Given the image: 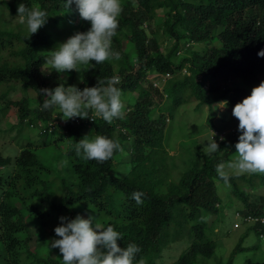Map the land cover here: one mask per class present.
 Here are the masks:
<instances>
[{
	"label": "trees",
	"instance_id": "trees-1",
	"mask_svg": "<svg viewBox=\"0 0 264 264\" xmlns=\"http://www.w3.org/2000/svg\"><path fill=\"white\" fill-rule=\"evenodd\" d=\"M65 2L0 0L1 110L15 109L16 128L38 127L42 123L38 127V134L43 137L40 146L48 145L46 137L50 135L55 136L54 145L59 141L66 145L58 159L64 155L61 163L66 170L39 157L34 151L39 145L30 142L14 157L0 152V170L10 169L0 173V264H62L59 249H49L46 242L59 239L54 229L60 226V217L75 219L81 214L76 206L84 209L91 204L101 212L106 217L102 227L111 225L121 234V248L129 243L140 247L137 260L142 258L144 264H154L165 248L161 232L172 218V205L183 207L188 220L218 210L217 182L241 203L243 214L264 217V194L257 195L258 190L264 189V174L230 175L225 184L216 171L217 165L236 154L238 138L231 139L227 151L219 142L220 156L205 155L196 145L194 157L180 164L166 160L170 156L164 145V134L175 108L192 100L197 109L208 106L212 118L216 104L226 100L233 110L249 96L247 89L263 81L260 77L264 74V57H259L258 52L264 50V0H122L112 44L120 58H110L84 70L79 88L94 87L99 79L118 76L122 96L128 98L131 94L125 116L112 124L100 117L88 123V110L87 119L76 118L82 121L80 125L64 121L66 118L56 111V106L41 110L47 97L38 92L64 83L55 70L48 75L41 71L47 66L48 52L66 31L57 17H77V31L81 33L91 26L81 19L75 4L69 11ZM19 3L39 6L48 13L47 23L36 34L31 35L17 17ZM159 10L163 11L162 21ZM163 37L171 41L168 49ZM129 43L132 45L128 49ZM187 44L208 47H203L202 52H189L193 46L189 45L187 55L180 54L179 50ZM182 69L189 75L181 73ZM154 73L173 76L159 90L148 79ZM228 81L232 86L244 84L241 89L232 88ZM71 82L72 78L65 86ZM144 82L146 86H142ZM205 83L208 89L204 88ZM16 87L21 92L31 91L33 96L6 98ZM52 121L56 128L49 131L48 123ZM98 134L119 139L123 151L114 153L106 162L77 155L75 142L85 136L91 140ZM123 152L128 159L124 172L115 166L118 157L125 160ZM66 173L67 178L57 176ZM253 177L259 179L258 183ZM133 192L144 193L142 204L132 199ZM252 230L259 238L264 234V224L247 231ZM189 232L192 240L174 264H197L198 256L211 258L215 252V243L206 233L204 222L191 225ZM166 236L163 234L164 240ZM240 247L238 244L231 255ZM251 248L258 249L257 245ZM228 264H233L232 258Z\"/></svg>",
	"mask_w": 264,
	"mask_h": 264
},
{
	"label": "clouds",
	"instance_id": "clouds-1",
	"mask_svg": "<svg viewBox=\"0 0 264 264\" xmlns=\"http://www.w3.org/2000/svg\"><path fill=\"white\" fill-rule=\"evenodd\" d=\"M65 4L69 11L75 4L81 19L89 22L91 26L86 32H77L65 42L58 43L48 52L49 56L45 63L57 73L72 71L79 73L81 68L91 69L110 58L119 59L120 53L113 49L112 44L119 27L121 0H66ZM17 17L21 23L27 25L31 35L36 34L48 21V13L45 10L39 6L28 7L25 3H19ZM189 45L187 44L183 51L194 44ZM179 51L182 54L183 51ZM258 56L264 57V50L258 52ZM93 61L95 64L91 63ZM181 73L189 75L186 69H182ZM167 74L172 75L154 73L148 78L150 84L153 77H164ZM171 78L169 76L162 83L165 84ZM164 84L161 89V82L159 87L154 88L162 90ZM119 85L120 78L112 76L99 79L94 87H85L83 90L75 85L66 87L65 83L54 89H40L39 94L47 97L41 110L56 106V111L62 112L66 118L64 121H74L76 118L87 119L88 110H91L89 118L93 117V121L100 117L106 123L112 124L114 120L123 119L125 116L122 90ZM204 88L208 89V83H205ZM227 103L226 100L221 101L218 104L219 108L228 107ZM232 114L239 121L238 133L233 136L228 131L218 132L209 128L212 138L203 148L206 154L211 155L220 151L218 143H224L226 135V138H238V143L235 144L236 158L227 163H220L216 168L219 178L225 184L230 179L229 170L237 174H264V79L251 90L248 97L234 106ZM89 118L86 121L92 123L93 121L89 122ZM74 149L77 155L82 154L84 159L97 162H106L114 153L123 151L119 139L99 134L91 140L89 136H85L75 142ZM143 196L142 192L132 193V199L137 204L143 203ZM234 216L236 220H241L250 227L264 224L260 221H245L248 217L263 220L264 217L248 216L243 214L242 210L236 211ZM54 232L59 239H53L46 244L49 249H59L62 264H144L142 258L137 260V255L142 251L140 247L129 243L127 247L121 248L118 246V241L122 240L121 234L111 225L102 227L95 223L93 216L87 219L80 215L75 219L60 217V226H57ZM259 238L264 240V234Z\"/></svg>",
	"mask_w": 264,
	"mask_h": 264
},
{
	"label": "rangeland",
	"instance_id": "rangeland-1",
	"mask_svg": "<svg viewBox=\"0 0 264 264\" xmlns=\"http://www.w3.org/2000/svg\"><path fill=\"white\" fill-rule=\"evenodd\" d=\"M157 13L158 16L161 17L160 21H162L163 11L159 10ZM75 18L59 20V18L57 17L59 24L65 26L66 28V31L58 41L59 43L65 42L69 37L78 32V20L77 17ZM156 25L157 24L155 23L154 26ZM153 29H155V27H153ZM163 40L165 48L168 49L170 47L171 41H168L165 37H163ZM131 45L132 44L129 43L127 45V48L129 49ZM205 45L206 44H202V46H200L198 44H194L190 48L189 52H202L203 47H208V45ZM214 45L216 46L218 45V43L215 42ZM130 54L132 55L133 51H131ZM184 54L187 55V52H185V50L182 52V55ZM182 55H179V57H182ZM176 58L177 57H175V61L178 60ZM52 70L54 69H51L50 66L47 65L44 66L41 71L43 74L48 75ZM84 70L86 71L87 68H81L79 73L72 71L58 73V75L61 77L62 81L65 84H68L70 78H72V82L68 86L75 85L79 88ZM169 76L172 77L173 75ZM261 78L264 79V74L261 75ZM152 79H156V77H153ZM163 84L164 83L161 82L160 89L162 88ZM232 84V82H227V85H229V87H237L241 89L244 83L241 82L240 84H234L233 86ZM146 85L147 83L145 82L142 84V86ZM258 85L259 83L253 85L252 88L249 89V91L247 89V92L251 94V90ZM32 96L33 94L31 91L21 92L16 87L15 90H13L6 98L12 100L19 99L20 97H27L30 99ZM128 98H124L122 96L124 109L126 108V104H128L129 102ZM3 104L4 101L0 103V152L2 153V155L14 157L19 154V151L22 149L25 143L30 142L32 143V145H39L36 146L38 148H35L34 150L36 154L39 155V157H44L46 161L56 163L58 165V169L62 168L66 170V167L61 163V160H65L64 155H61V159L58 160L62 150L66 149L64 141H59L56 145H54L53 142L55 136L50 135L46 137L48 145L40 146L43 143V137L39 136L38 127H40L42 123H38V127L34 126L30 128L28 125H22L20 128H16L15 126L18 124V120L16 119L15 109L9 107L8 109L5 108L1 110ZM218 104L217 106L215 105L213 107V111L211 112L213 113L212 119L209 118L210 112L208 111V106H201L199 109H197L196 102L192 100L174 109L173 119L168 125V130L165 131L164 134L165 149L170 156V158L166 157V160L169 161V163L174 162L180 164V161L188 162L196 154V145L200 146V150L205 155H209L203 151V148L207 146V143L212 138L210 135V129H215L218 132L223 131L225 133H227L228 131L233 136L238 133L239 121L233 116L232 110H230V108H228L227 106L224 108H219L220 106ZM226 137H224V151L228 149V145L231 139H233V137ZM122 154L125 158V154L127 153L123 152ZM221 154L222 152L219 151L209 156H220ZM235 158L236 154L232 155L229 161H232ZM127 160V158H125V160H119L118 157L115 162L116 168H119L124 172L126 170ZM229 161H226L225 163ZM7 171H10V169H1L0 173L3 174ZM229 172L230 175H239L233 170H229ZM53 175L56 176L55 174ZM68 175V173H66L65 175L57 174V176H63L65 178H67ZM111 176H113L112 173ZM253 178L255 182L258 183L259 179L257 180L256 177ZM174 180H176V178L168 181L172 182ZM251 185L255 186V184ZM216 186L220 196V205L216 212L204 213L201 214V217H199V214L196 219L188 220L189 218H187L185 215L187 211H185L183 207L178 205L171 206L172 218L170 219L169 224L161 232V243L162 241H164L165 248H163L159 258L154 264H174L180 254L188 248L192 240L189 236L191 225L193 226L196 223L200 222H204L206 233H208L210 238L214 241L216 248L211 258H202L198 256L196 258L197 264H228L230 258H232L233 264L264 263V240L258 238V235H256L253 230L247 231L250 226L244 224L243 222H241V220H236L234 216L236 211L243 210L241 203L234 197L230 196V194L225 189H223V186L219 182L216 183ZM258 188H261V186H259ZM263 194L264 189H260L257 191V195L260 196ZM94 209L95 208H93L91 204L86 205L84 209H81V206L75 207V210L79 211L81 213L79 215L84 219L93 216L95 217V223L102 226L101 223L106 220V217L101 214V212L95 211ZM163 234L167 235L165 240ZM238 244H240L241 246L240 251L236 252L234 255H231V253L234 251V248ZM254 245H257V250H253L251 248Z\"/></svg>",
	"mask_w": 264,
	"mask_h": 264
},
{
	"label": "built area",
	"instance_id": "built-area-1",
	"mask_svg": "<svg viewBox=\"0 0 264 264\" xmlns=\"http://www.w3.org/2000/svg\"><path fill=\"white\" fill-rule=\"evenodd\" d=\"M168 77H169L168 74L166 76H164V77L156 76V79H152V85H153V87H159L160 82H164ZM92 121H93V117H90L89 118V122H92ZM81 122L82 121L79 120V119H75L74 120L75 125H80ZM48 127H49V131H53L56 128V124L52 121V122L48 123ZM237 216H238V214H237ZM245 221H247V222H257V221H260L261 223L264 222L263 219H256V218H251V217L246 218Z\"/></svg>",
	"mask_w": 264,
	"mask_h": 264
}]
</instances>
